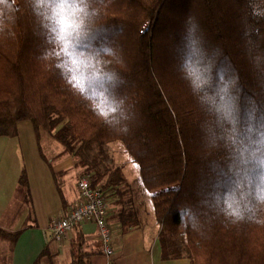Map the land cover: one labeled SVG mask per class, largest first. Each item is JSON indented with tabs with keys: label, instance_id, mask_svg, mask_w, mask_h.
<instances>
[{
	"label": "trees",
	"instance_id": "obj_1",
	"mask_svg": "<svg viewBox=\"0 0 264 264\" xmlns=\"http://www.w3.org/2000/svg\"><path fill=\"white\" fill-rule=\"evenodd\" d=\"M32 5L0 4V137L28 121L37 140L45 133L74 158L120 142L165 258L185 250L192 264H264V0H88L75 66ZM190 16L196 43L184 39ZM48 51L57 59H43ZM77 72L87 99L67 82ZM107 162L85 171L105 194L125 183ZM16 195L30 203L25 170ZM236 205L245 218L233 222ZM87 256L78 246L71 264ZM55 257L46 247L39 259Z\"/></svg>",
	"mask_w": 264,
	"mask_h": 264
},
{
	"label": "crops",
	"instance_id": "obj_2",
	"mask_svg": "<svg viewBox=\"0 0 264 264\" xmlns=\"http://www.w3.org/2000/svg\"><path fill=\"white\" fill-rule=\"evenodd\" d=\"M21 129L34 139L28 121L18 123L16 137H0V264H48L46 258L39 259L46 247L56 254V264L67 260L71 264L78 246L88 254V264H192L185 250L180 256L164 257L150 196L137 177L138 167L132 163L121 165L125 183L106 191L112 256L104 255L97 228L91 222L74 228L60 245L52 242L47 231L50 221L78 201L76 179L80 166L73 156L62 154V147L54 146L56 157L51 170L60 178L54 183L40 166L31 174L30 203H26L16 195L29 154L20 137Z\"/></svg>",
	"mask_w": 264,
	"mask_h": 264
},
{
	"label": "clouds",
	"instance_id": "obj_3",
	"mask_svg": "<svg viewBox=\"0 0 264 264\" xmlns=\"http://www.w3.org/2000/svg\"><path fill=\"white\" fill-rule=\"evenodd\" d=\"M17 3L18 0H11L10 4H8V0H0V4L8 5L9 12L15 10ZM32 10L41 19L42 23L46 17V22L51 25L55 37L52 42V48L55 49L58 46L63 50L59 59H66L70 65L75 66L79 58L74 55V52L78 51V48L74 46L77 37L84 30L85 20L89 15L88 0H33ZM0 16H3L2 11H0ZM194 20V17H188L184 39L196 43L202 40V36L199 33L196 39H191L197 31L199 32V25L198 23H193ZM63 53H68V55L65 56ZM115 58L119 62V57L116 56ZM43 59L56 60L57 56L54 52L48 51L43 56ZM57 66H59V61H57ZM61 75L63 76V69H61ZM66 79L73 90L79 92L87 99L85 80L80 77L79 72L75 74L70 73ZM257 202L264 205V191L258 193ZM231 216L233 217V222L243 220L245 215L242 206H234L231 210Z\"/></svg>",
	"mask_w": 264,
	"mask_h": 264
},
{
	"label": "built area",
	"instance_id": "obj_4",
	"mask_svg": "<svg viewBox=\"0 0 264 264\" xmlns=\"http://www.w3.org/2000/svg\"><path fill=\"white\" fill-rule=\"evenodd\" d=\"M78 201L66 208L63 215L50 221L47 231L49 239L60 245L76 227L91 222L98 232L105 256H112L111 235L107 227L108 204L106 194L100 188H93L88 174H81L76 179Z\"/></svg>",
	"mask_w": 264,
	"mask_h": 264
},
{
	"label": "rangeland",
	"instance_id": "obj_5",
	"mask_svg": "<svg viewBox=\"0 0 264 264\" xmlns=\"http://www.w3.org/2000/svg\"><path fill=\"white\" fill-rule=\"evenodd\" d=\"M30 122H28V125ZM31 125V124H30ZM32 128V125H31ZM34 133V131H33ZM42 136V138H41ZM40 138L37 140L34 133V139L32 138V135L30 134V137H28V134L25 133V130L21 129V138L24 139L25 147H27L29 154L26 156V163L27 166H25V173L27 176L28 183L30 181V177L32 176V173H35L40 166L44 167V170L46 171L47 175H51L48 177H52V180L55 181L53 174H52V162L53 158L56 157V150L54 149L56 146L57 149L61 148V145H59L56 141H54L50 136H48L45 133H42ZM53 145V146H52ZM52 146V147H51ZM54 147V148H53ZM110 159L112 161V166H121L125 165L127 163H132L137 167V164L132 161V159L129 157V155L126 153L123 145L120 142H112L104 145L95 144L93 149L90 152H82L80 156H77L75 160L79 164L80 168L78 169L79 175L85 174V171L92 174L93 172V165L96 161V164L102 169L104 167L111 166L107 160ZM84 161H86L87 165L82 166L81 165ZM29 168V172L28 169ZM89 168V171L86 170ZM43 170V171H44ZM29 174V175H28ZM140 180V177L137 176ZM32 178V177H31ZM58 180L60 176H57ZM56 186V184H55ZM68 260L66 262H63L62 264H68Z\"/></svg>",
	"mask_w": 264,
	"mask_h": 264
}]
</instances>
